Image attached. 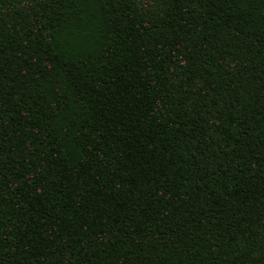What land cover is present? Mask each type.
<instances>
[{
	"label": "trees",
	"instance_id": "trees-1",
	"mask_svg": "<svg viewBox=\"0 0 264 264\" xmlns=\"http://www.w3.org/2000/svg\"><path fill=\"white\" fill-rule=\"evenodd\" d=\"M0 264H264V0H0Z\"/></svg>",
	"mask_w": 264,
	"mask_h": 264
}]
</instances>
